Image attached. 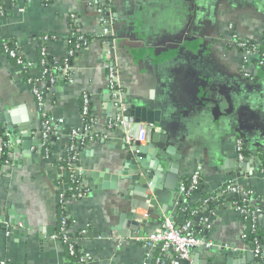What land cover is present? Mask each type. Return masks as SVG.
Listing matches in <instances>:
<instances>
[{"label": "crops", "instance_id": "0c3cea01", "mask_svg": "<svg viewBox=\"0 0 264 264\" xmlns=\"http://www.w3.org/2000/svg\"><path fill=\"white\" fill-rule=\"evenodd\" d=\"M13 2H5L4 16L0 8V39H11L33 64L40 62L44 36H52L46 43L51 56H67L72 15L79 30L96 39L74 64L72 83L59 73L53 83L40 84L44 110L57 128L48 140L42 136L43 116L26 73L0 48V118L5 119L0 126L7 130L10 121L34 136L31 145L10 136L12 166L0 179V260L65 264L67 249L58 238L59 203L69 185L60 164L73 145L71 132L83 128V96L88 93L97 119L95 137L76 139L75 166L87 191L81 200L67 203L73 241L92 258L87 264H155L159 249L134 238L151 235L166 218L178 223L179 210L188 207L199 210L193 225L201 215L200 229H192L225 247L214 257L195 248L194 264H259L246 242L247 224L235 209L236 200H217L211 212L204 199L229 182L251 189L264 229V68L254 59L248 71L257 80L250 81L243 70L244 54L232 43L235 34L264 48V0H112V48L104 40L94 0H54L48 6L42 0ZM108 60L118 72L127 110L146 109L158 118L150 170L160 161L165 178L175 165L180 188L201 170L202 186L189 198L180 189L171 191L166 182L147 192L129 190L130 181L109 187L110 177L123 169L127 143L121 128L108 125L119 111L109 89ZM30 75L37 76L38 69ZM238 136L248 153L243 160L235 145ZM148 142L150 132L142 144ZM143 192L145 199L139 197Z\"/></svg>", "mask_w": 264, "mask_h": 264}, {"label": "built area", "instance_id": "2783aa9c", "mask_svg": "<svg viewBox=\"0 0 264 264\" xmlns=\"http://www.w3.org/2000/svg\"><path fill=\"white\" fill-rule=\"evenodd\" d=\"M3 0H0L2 2ZM26 4L32 3L34 0H24ZM112 0H94V6L96 11L101 17V22L103 25V32L106 35L104 40H106V44L109 48L114 47V41L108 35H111V25L114 20L113 12H112ZM20 12H24L25 9L23 7H19ZM2 16H4V10H1ZM0 35H1V25H0ZM249 40L240 38L238 35H233L232 43L233 46L236 47L238 50H241L244 54V62H243V70L244 74L247 78L252 79L254 77L248 71L250 65L254 64V59H257L255 63L257 66L264 68V54L262 55L259 46H249ZM91 45V44H90ZM89 45V46H90ZM87 47H80L77 46L76 50H69L67 56L64 58L58 59L54 57L56 62L60 64L62 61H65V66L62 70V74L67 77V80L72 83V68L74 65L68 63V58H73L74 62L76 63L79 59L80 54L87 49ZM6 48V55L9 59L16 60L17 66H20L24 71H30L32 69H37V64H33L25 58L22 57L19 50L10 49L8 48L7 44L5 43ZM48 54L47 50L44 49L43 56ZM46 61L44 60L42 63L44 64ZM74 63V64H75ZM106 68L109 72V89L112 91L113 96L116 100L117 107L119 109L118 113L114 114L108 121V125L110 128H121L125 134V140L128 145H132L136 142L143 143L146 141L147 133H153L157 130V127L154 124L148 123H141L137 124L138 132L135 134L132 130L134 129L135 125L131 123H126L124 120V114L127 110L125 105L122 102L123 92L119 84L118 72L115 67L111 64V60H108L106 64ZM48 71L45 70L44 74H47ZM65 77V78H66ZM33 82V79H29V85ZM54 82V79L51 80V83ZM41 83H37L36 86L32 89L33 94L35 95L38 105L40 107L42 116L47 118L48 114L44 110L45 105V93L41 89ZM90 119L92 125L87 126V120ZM82 120H83V128L78 130H73L70 134V139H90L94 138V125L96 123V116H95V108L93 105V98L91 94H84L83 96V105H82ZM43 139L48 140L49 137L56 133L57 128L53 125V121L51 118L47 120V123L43 124ZM10 132L7 130H3L0 126V179L4 177L6 172L12 166L11 156L8 154V147L10 145ZM243 136H238L235 138V145L237 151L239 153V158L243 160L245 156L243 155L246 151V146L243 140ZM70 152L73 154L70 160H76L78 157V147L76 145H71L69 148ZM46 154L50 155L49 149H46ZM68 174L78 175V170L75 169V166L68 165L64 167ZM81 172V170H80ZM202 184V176L201 170H197L190 178L188 184L181 186L180 191L186 197L189 198L192 194L196 193L200 190V186ZM85 184L84 182H80L76 189H73L71 186L68 187L67 191H77V195H73L69 198L64 196V193H61L60 196L63 200V204L67 207V203L69 200H79L78 198H84L86 192H84ZM66 191V192H67ZM252 192L246 191V189L242 188L235 182H229L226 184L223 189L216 195H213L214 200H219L227 197L231 194H237L240 198H243L246 201V198ZM212 197V198H213ZM211 197L205 200V204H207L211 199ZM235 209L238 211L242 216H245L247 219L252 220V228L256 229L257 224L259 223V218L261 216V211L257 206L250 205L249 206H238L235 203ZM199 214V210L193 211V216H197ZM139 220V222H143L145 217L140 215H135V218ZM207 222V221H206ZM204 224V228H208L207 224ZM63 225L67 226V220L63 219ZM193 227L192 221L187 222L184 226L180 227L177 223L171 219L166 218L161 228L154 231L151 235L147 237H135L134 239L137 241H142L143 243L148 244L152 248L159 249V255L155 260V264H183V262H187L188 264H194L192 260V252L195 248L206 245L207 247L213 246L212 243H206V240L200 236L191 233ZM85 233V232H84ZM65 243H70L72 240L69 238H64ZM256 243V248L254 249V255L258 258H264V249L260 247L258 242ZM70 253L71 255L75 254V249L72 244H70ZM91 256L84 255L81 259V264H87L91 261ZM0 264H8L5 261H1Z\"/></svg>", "mask_w": 264, "mask_h": 264}, {"label": "trees", "instance_id": "16d2710c", "mask_svg": "<svg viewBox=\"0 0 264 264\" xmlns=\"http://www.w3.org/2000/svg\"><path fill=\"white\" fill-rule=\"evenodd\" d=\"M3 1H2V5L0 4V8H2L4 10V13L6 14L7 11H6L5 2L7 0H3ZM9 2H10V4L12 3V5L14 6L13 0H9ZM53 2H54V0H42V3L45 6L51 5ZM69 26H70V29L72 32V35L69 39L70 50H76L78 45H80V47H87L92 43V41L94 39H96L93 35L82 33L79 30L78 25H77V18L75 15L74 16L72 15L70 17ZM51 38H52V36H44L41 38L43 44H41L42 45L41 46V59L37 65L38 66V68H37L38 69V75L37 76L31 77L30 71H24L19 66L26 73V76L28 79H33V82L30 84L31 89H33L37 83L45 82L46 85L50 84L52 79H55L59 73H62V70L65 66V63H66L65 61H62L60 64H58L56 62V60L54 59V57L51 56L49 53L46 56H43L44 49H46L48 52V47H47L46 43ZM248 42H249V46H251V47L255 45L254 42L251 40H249ZM5 43L7 44L8 48L18 50V48L15 46V43L11 39H0V48H1L2 52H4L5 54L7 52L6 48H5ZM259 50H260L261 54L263 55L264 54V48L259 47ZM44 60L46 62L43 64L42 62ZM11 61L17 65L16 60L11 59ZM67 61L69 64H72V65H74V63H75L73 58H68ZM45 70L48 71L47 74H44ZM108 75H109V72H108ZM66 79H67V77H66ZM249 80L252 82H255L257 80V77L254 76L252 79H249ZM48 119H49V116H47V118L43 117V124L47 123ZM86 125L87 126L92 125L90 119L87 120ZM72 142L74 145L78 146L76 139L72 140ZM49 153H51L50 150H49ZM72 155L73 154L71 152H68V154L66 155V157L63 159V161L60 164L61 167H67L68 165L73 167V165L76 166L78 164V157L76 160H70L72 158ZM243 155L246 157L248 155L247 151H245ZM66 179L68 181L69 187L71 186L73 189H76L78 187L79 183L82 182L81 177L77 174H74L71 176H70V174H68ZM189 181L186 184H188ZM201 186H202V184H201ZM201 186H200V188H201ZM86 191L87 190L84 189V192H86ZM246 191L252 192L246 198V201H244L243 198H240V199L236 200V202H235L240 207L249 206V204L250 205L252 204V197L255 196V192L252 191L251 189H246ZM73 195H77V191H67L64 194V196L66 198H69ZM78 199L81 200L82 198H78ZM205 199L207 200V197ZM205 199H204V201H205ZM256 199H258V198H256ZM219 200L221 201L222 199H219ZM216 203H218V202H217V200H214V197H213L207 204L204 203V205L209 207L208 210L212 212L214 210V208L216 207ZM193 211H195V210H193L191 207H188L186 209H180L179 213H178L179 221H178L177 225L182 227L187 222L193 221V219L195 218V216H193ZM59 216L61 219V228H60V231L58 232V238H59V240L64 242L66 249H67V256H66L65 264H81L80 262H81V259L84 257V254L81 252L79 246L76 243H74V241H73L74 237H73V234H71V232H70V226H71L72 222L68 218L67 207L63 204V200H62L61 196H60V203H59ZM243 218L245 220V223L247 224V229L245 230V236H246V242L249 244L250 248L254 251V249L256 248L255 242H258L260 247L262 249H264V229L260 226L259 223L257 224L256 229H253L252 228V220L247 219L245 216H243ZM63 219L67 220V226L62 224ZM191 233H193L195 235H201L202 234L201 232L196 231L194 229L191 230ZM66 237L69 238L70 240H72V242H70V243L66 242L65 243L64 238H66ZM70 244H72L74 246V249H75L74 255H71V253H70ZM256 260L259 264H264V258H261V259L258 258ZM0 263H1V260H0Z\"/></svg>", "mask_w": 264, "mask_h": 264}, {"label": "water", "instance_id": "95a60500", "mask_svg": "<svg viewBox=\"0 0 264 264\" xmlns=\"http://www.w3.org/2000/svg\"><path fill=\"white\" fill-rule=\"evenodd\" d=\"M110 35H108L109 37ZM31 72L36 73L37 69H32ZM154 113L147 112L146 109H137V108H130V110H126L124 114V120L126 123H132V124H140V123H148V124H154L157 121V117H154ZM4 122V118H0V123ZM158 122V121H157ZM7 130L11 133V139L14 141L16 138L22 139L24 142H30L29 145H31V141H33V132L29 128H23L22 130L20 127H17L10 121L7 123ZM155 133H151L150 138L151 142H148L147 144L143 145L140 142H136L132 145H128L126 147V158L123 165V169L116 174V176H111L110 179H112L113 183L111 184V188L117 189L118 184L121 181H130L131 186L129 187V190L134 191L136 187H140L141 190L144 192L148 190L154 191L159 185L157 183L166 182L167 188H169L171 191H175L177 189H180V184L177 182V174H176V166H171L170 169L166 170L167 175L165 178L161 177V175L164 173V164L160 163L158 159V164H154L155 167H153V170H150V165L147 162L149 159V155L153 154V152L156 149V143L153 141ZM54 139V138H53ZM39 141L38 143H40ZM36 145V144H35ZM30 147V146H29ZM29 147L27 148V151L29 150ZM105 187V186H104ZM139 195L140 198H147V196L144 194ZM238 200L240 199V196L237 194H231L226 197V201L231 200ZM20 218H17L18 220ZM201 220V215L198 216L194 222V228L200 229L198 226V223ZM5 221H9V218H5ZM20 221V220H19ZM20 223V222H19ZM135 225L140 226L141 224L138 222H134ZM4 225V224H3ZM206 243H209L208 240H206ZM221 248V249H220ZM225 247L220 244H213L211 247H207L206 245L201 246V250H205V252L211 256L214 257L217 255V252L220 250H225Z\"/></svg>", "mask_w": 264, "mask_h": 264}]
</instances>
